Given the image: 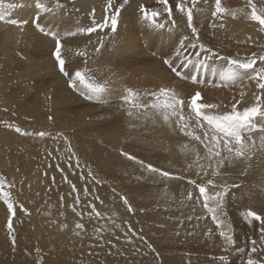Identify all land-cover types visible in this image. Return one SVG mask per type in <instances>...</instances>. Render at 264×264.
Instances as JSON below:
<instances>
[{
	"label": "rangeland",
	"instance_id": "rangeland-1",
	"mask_svg": "<svg viewBox=\"0 0 264 264\" xmlns=\"http://www.w3.org/2000/svg\"><path fill=\"white\" fill-rule=\"evenodd\" d=\"M14 1L18 6L24 5L23 0H3V3L14 5ZM88 1L40 0L41 3L52 9L50 13L44 12V14L48 13L54 18L62 13L69 19L73 18L76 22L75 26L71 25L70 21L73 20L65 22V26H57L56 21V26L48 24L49 29L46 32L36 29L37 26L34 23L36 15L32 18L30 14L26 21H22L20 16H16L22 12L21 9H5L8 13L7 19L19 20V26L22 23V27L29 21V26L40 34L43 33L49 43L48 45L45 44L47 46L40 47L46 48L45 52L47 53L44 57L42 55L45 52L35 57L30 48L31 44L21 43L16 51H13L17 54L15 58L12 57L13 61L16 60L10 67L12 72L5 74L0 68V181L4 184L2 190L9 194V202L14 206L11 221L12 231L10 233L7 205L3 198H0V264H246L250 256L259 264H264V248L260 245L261 241L259 244L257 243L259 239L264 238L262 222L247 219L242 215L247 211H254L262 217L259 211H263L264 208V204L262 207L259 206L260 200L264 203V195H262L263 197L258 195L257 188L252 182L255 179L247 177L251 173L242 174L239 180L228 184L239 185L236 188H229L224 197L221 219L225 224L231 226L230 234L235 241L234 244H228L220 236V229L217 228L211 215L207 214L206 210L201 207L202 201L201 204H196L195 200L187 199V193L192 188L187 183V179L181 180L186 183V188L182 191L179 188V193L175 196L172 194V186L167 185V180L163 181L158 175L148 173L151 178L155 179L153 183L150 182L146 178L148 175L146 176L142 172L141 165L134 160H129L122 153L135 156L138 160L144 161L145 164L197 179L194 169L190 172L184 171L187 165L181 166L180 163L183 165V162L153 157V152L145 149L144 145L141 147L136 142L120 146L119 153L121 154L119 156L129 161L127 165L113 162L112 165L106 162L100 163L92 155L85 157L83 148L81 147V150L79 147L80 143H76L77 139L86 140V143L91 141V144L99 145L98 138L95 136L91 138L92 140L88 139L92 136L89 133L92 132L93 134L94 129L98 130L101 127L114 132V127L122 125L123 121L129 117L128 113L122 111L119 105L116 107V100L112 99L111 101H114L112 103L110 100L95 101L89 98L90 93L87 87L85 95L82 96L74 86L70 87L68 83V90L71 91V94L64 95L63 98V101H66L63 112L66 109L68 118L65 115V118H59L56 121L55 118H52V114L58 111V107L54 105L52 93H49L51 89L48 79L52 78L45 76L43 79L41 76H28V74L24 77L19 76L28 67L29 72H31L41 59L48 61L52 59L53 62H56L52 56L55 40L50 35L51 33L57 34L62 30L61 34L63 35H59L61 42L62 40L72 41L69 35L66 36L65 34L67 27L73 26V29H80L91 26L93 10L97 22H102L105 15L114 12V9H109L108 13H105L108 0L102 2L104 15H100V12L96 8L94 9V4ZM262 1L252 0L258 12L261 10L258 6L261 5ZM34 2L36 3V0ZM57 2L63 7L57 8ZM181 2L184 3L185 8L192 7V0H168L171 8V17H169L158 0H128V3L118 14L116 30L121 26L122 19L120 18H122L123 10L134 4L131 10H136V13L140 15H142L141 6L149 13L152 11L159 12L160 15L155 20L168 24L172 31L168 33L170 38L176 40L179 37L184 40L187 37L188 44L195 43L197 47L203 44L214 54L209 57L227 62L228 58L245 59L252 57L253 54L261 55L250 50L246 55L239 54L237 35L228 34L229 30L237 27L236 20H234L236 19L235 16L245 10L251 11L248 0H221L222 7L227 11L218 14L217 17L212 15L215 10V0H197L192 17V27L195 28L196 35H193L192 28L188 27L186 13L179 12L176 8L177 3ZM113 3L119 7L123 0H113ZM229 21L230 23H227ZM0 24L16 27V25L6 22H0ZM55 28H57V32L54 31ZM115 31L111 30L109 23V27L104 28L103 31L97 30L91 33L90 38H88L89 34L83 33L84 39L80 40L79 43L81 44L80 51L86 52L87 56L72 53L71 60L73 63L75 65H79V62L89 64V61L98 59L99 56L97 55L103 52V47L100 48L99 52L95 49L100 46L101 40L103 46L106 42L110 45ZM46 33L49 34L46 35ZM71 43L75 42L72 41ZM154 56L156 57V55ZM161 56L164 60L169 55ZM3 58L4 54L0 55V62ZM128 61L134 60L128 59ZM65 64V73H61L59 67L55 65L56 71L61 77L72 74L68 67L69 63ZM259 64L257 63V66H260ZM169 65L163 63V66L167 70H171V74L180 80L172 70L173 67ZM17 66L18 69L14 70ZM94 66H99V64ZM94 66L89 64L86 67L90 76L94 75L91 71ZM94 79L97 78L94 77ZM183 80L191 81L189 78ZM197 82L191 81L189 84L201 93L207 85L208 87L213 85L212 83H209L210 85L202 83L203 85L200 87L199 83L201 84V82ZM147 84L148 94L157 92L161 88L157 83L156 91L153 83L149 84L148 82ZM163 84L165 87L166 83L163 82ZM181 84H175L180 85L179 89L181 88L182 91L178 94L187 98L194 93L191 87L188 89L187 85L183 84L184 86H182ZM203 101L209 103L204 98ZM127 109H130V105ZM237 110L239 109L237 108ZM71 111L80 112L79 114L83 115L84 118L76 120L73 118L76 116ZM184 111L187 115L188 109L185 108ZM123 113L125 114L123 115ZM109 122L113 129L108 127ZM82 125L86 126L82 127ZM86 127L87 129H85ZM81 130L82 134H80ZM185 138L189 140L188 137L185 136ZM201 146L203 145L201 144ZM107 147L106 151L109 150L110 146L107 145ZM102 148L104 149V147L100 149ZM79 154L82 156L81 159ZM201 163L207 164L208 162L202 160ZM252 169L250 168V171ZM209 170L207 169L209 177H205V180L211 178V169L209 168ZM73 186H75V191ZM105 189L112 190L109 193L113 195L118 191L122 206L118 204L114 208L110 207V201L103 199L107 195L105 191H108ZM85 190H87V194H85ZM121 196L127 198L133 211H128L127 205L120 199ZM136 197H140L142 202ZM77 198L79 199L78 204L76 203ZM101 201H103V205ZM90 205H94L96 211L100 212L101 215L96 216ZM188 217H192V219L189 220ZM197 217H202V219ZM77 223L83 225L82 230L75 227ZM117 224L120 225L119 228L116 227ZM252 241L256 242L254 245L256 253L251 251ZM239 248H243L244 252L237 251ZM221 257L225 259L221 260Z\"/></svg>",
	"mask_w": 264,
	"mask_h": 264
},
{
	"label": "bare ground",
	"instance_id": "bare-ground-1",
	"mask_svg": "<svg viewBox=\"0 0 264 264\" xmlns=\"http://www.w3.org/2000/svg\"><path fill=\"white\" fill-rule=\"evenodd\" d=\"M103 1L104 0H92V1L89 0L88 2H91V4H94V9L96 8L97 11L100 12V15L101 14L104 15V9L102 8L104 7V4H102ZM262 2H264V0ZM262 2H261V5H262ZM22 3L24 4L22 6L16 5L17 3L15 1L13 3L14 10L21 9L20 11H22L16 16H20L22 18V21H26V19L30 17V14L32 15V18L34 17V15H36L34 17V19L36 18L34 23L37 26L36 29H38L39 31H41L40 29H43V32H46L49 29L48 24H50L51 26L52 25L56 26V21H57V26H65V22H67L68 20H73V18L69 19L62 13H60L57 17L52 18L48 14L52 10L44 14L45 11H40L36 9L35 7L36 3L34 2V0H23ZM257 4L258 3H256V5ZM133 5L134 4H131V6L128 9L123 10V12L121 13L122 15L120 14L122 16V18H120L122 19L121 26L118 27L117 30L115 31L116 33L112 37V41L109 39V41H111L110 45H108L106 42L104 46H102L103 52L99 55L96 54L97 56H99L98 59L89 61V64H92L93 66L95 64H99V66H94V69H91V71H93L94 73L93 76L92 75L90 76L86 68L88 67L89 64L87 63L84 64V63L79 62V65H75L73 61L71 60V57H73V54H75L77 51H80L81 44L79 43H80V40L84 39L82 34L78 32L77 28L73 29L74 28L73 26L67 27L65 34L66 36H68L67 33L76 32L77 34L74 36L69 35L70 39L74 41L75 43H71L72 41L67 42L65 40H62L61 42L62 56L65 59L66 63H69L68 67L70 68V71L72 73L70 76L66 77V75L65 76L62 75L63 77L62 78L61 75H59V73L56 71V66H55L57 65L56 62H53L52 59H50L49 61L47 59H41L40 62L36 63V65L34 66L35 68L32 69L31 72H29L30 70L28 67V69H24L25 71L23 72V74L19 75V76L24 77L28 74V76L29 75L30 76L32 75L41 76L43 77V79L45 78V76L52 78V79L50 78L49 79L47 78V79L49 80L48 82H50L49 87L51 91L49 93H52L54 103H55L54 105L58 107V111L55 113L53 112L52 114L53 116L52 118H55L56 121H58L59 118L60 119L65 118V115L68 118L67 116L68 112L66 113V109L63 112V106H65L66 104L65 103L66 101H63V98H64V95L71 94V91L69 92L68 85H67L70 82V80L73 81L75 89L79 91V94H81L82 96L85 95V92L88 89V88L86 89L85 85L80 84L78 80H75L74 73L77 70L85 74L87 83L100 84L103 86V91L99 95H95L89 92L90 93L89 97H91V99L95 101H100V100L101 101H104V100L111 101L112 99L116 100L115 101L116 107L119 105L122 111H124L125 113L126 112L128 113L129 110L127 109L128 105L123 100V97L125 95L123 91L126 89H132L135 92L140 93L143 98L142 102L146 103L151 99V97L148 95V91L146 90V87H148V84H147L148 82L149 84L153 83L155 85L154 88H156L157 83L161 87H163L164 85L163 82H165L166 83L165 88H171L175 90L177 93H182V91L180 90L181 88L179 89L180 85L179 86L175 85L179 83H182L181 84L182 86L187 85L188 89L189 87H191L192 92H195L197 88L189 84L191 81H193V77H195L198 82H201V84L199 83L200 87L204 83H208V84L212 83L213 84L212 86L208 87L207 85L206 88L202 90L203 98L204 100H208L209 103L218 105L220 109V110L218 109V111H222V112L231 111V106L234 103V101H237V100L241 101V103L237 105V108L239 109V111H241V109H244L245 107H250L255 103L256 95H261L262 97H264V93H261L260 90L257 89L256 82L248 81L247 79H245L243 88H241L239 84L229 85L228 87L214 86L219 83V72L223 68L227 67V62L222 59L217 60L213 57H209L210 55L201 51L199 47H195V48L189 47L188 45L190 44H188V40L185 41L184 46L181 47L182 38L180 39L179 37H177L176 40H173V38H170V34L168 33L172 31L168 27L167 23H163L157 20H154V21L145 20L142 17V15L136 13V10H131ZM261 5H259L258 8L262 10L264 9V3H263V6ZM250 13L251 11L245 10L242 13L237 14L235 16L236 19H234L236 20L237 27L232 28L233 25L231 24L232 27L230 28L232 29L229 30L228 34L237 35L236 40L239 41L237 51L239 52V54L246 55V53L250 50V51H253V52H256L262 55V53H264V32H261L259 30V25L257 24V22L251 19ZM45 21H47L48 23ZM70 22H71V25L75 26L76 22L74 20ZM157 22L164 25V27L160 28V27L155 26V25H160ZM227 23H230V21ZM29 24H30L29 21H27V23L23 27H22V23L20 24L21 26L16 25V27L15 26L11 27L8 25L0 24V55L4 54V58L2 59L3 63L0 62V68L3 73L7 74V72H12L11 71L12 68L10 67L12 66L13 63L16 62V60L15 61L12 60L13 59L12 57L15 58L17 54V53H14L13 51L14 50L16 51L17 47L21 43L27 42L28 44H31L30 48H31L32 53L35 54V57L40 56L42 53L45 52L46 48H40V47L47 46L49 41L44 37L43 33L40 34L38 31L33 30L32 27L29 26ZM168 28L170 29V31L168 30ZM54 31L57 32L58 31L57 28H55ZM61 33H62V30H60L57 34L61 36L63 35ZM228 37H231V36H228ZM88 38H90V34ZM222 40L224 39L222 38ZM193 49L198 52L194 51ZM148 52L151 54H149ZM46 53L47 52H45L42 55V57H44ZM197 53H199V55H197ZM164 54L169 55L168 58L164 60L170 61L169 66L176 69L175 73L176 75H177V72L179 73V75L177 76L179 77L180 80H178V78H176L175 75L173 76L171 74L170 72L171 70L169 71L163 66L164 60L162 59L163 57L161 55H164ZM154 55H156V57ZM128 59H133L134 61L130 62L128 61ZM257 63L259 64V62ZM19 67H20V64H19ZM16 69H18V66L15 67L14 70ZM20 70L23 71L21 68ZM94 77H96L97 79H94ZM184 78L185 79L189 78L191 81H185L183 80ZM172 82H174L175 84ZM177 87H178V90H177ZM185 87H182V88H185ZM156 91H157V88H156ZM188 91L190 92V90ZM241 91L244 92L243 97H241L240 95ZM112 102L114 101H111V103ZM131 110H134V109H131ZM71 112H73L72 114L76 116V117H73V118H76V120L77 119L81 120V118H84L83 115L79 114L80 112L79 113H74V111H71ZM125 113H123V115ZM128 118L130 120H127ZM92 120H95V119L93 118ZM110 122L108 123V127L113 129V126L112 127L110 126ZM125 123L128 125H126ZM85 126L82 125V127H85ZM114 128H115L113 129L114 132L108 131L107 128L101 127L98 130L94 129L95 132L93 134L92 132L89 133L92 136L88 139L92 140L91 138L95 136L96 138H98V141H99L98 144L101 147H104V149L103 148L100 149L101 147L99 148V145L97 144H94V143L91 144V141L90 142L88 141V143H86V140L77 139L76 143L78 142L80 143L79 147L83 148L85 157L92 155V157L96 160L98 159L100 163L106 162L107 164L112 165V162H113L115 164L123 163L127 165L129 161L119 156L121 154L119 153L120 146L122 147V146H126V144L136 142V143H139L141 147L144 145L145 149L147 148L148 151L153 152L154 154L153 157L156 156V157H161L164 159L166 158L171 159L172 161L183 162V165L182 163H180L181 166H186L188 163H191V161L194 159V156H193L194 154L191 151L192 148H195L197 151H199L201 155H204V152H205L204 146H201L200 143H197L196 141L186 140L185 136L181 132H179L178 130L176 131L175 120H173L172 126L169 127L168 125L164 124V122L159 116L155 117V122H153V119L150 117L144 118L143 116H140V117H136V116L130 117L129 116L123 121L122 125L116 126ZM85 129H87V127ZM259 129H264V117L257 116L254 121V129L250 132L246 130V134L251 135L256 141V149L254 150V156L251 159V161H248V162L234 161L231 165L225 163V166L221 168V172H223L222 173L223 175L217 178V182H220L219 180H223L224 182L221 181L220 183H226V184L233 183L239 180L242 174L251 173V175L247 177L251 179H255L254 181H252L253 185L256 186L258 195H260L261 197L262 195H264V150H261L259 145H260V137L264 135V132L259 131ZM80 134H82V130ZM102 138L104 139V141ZM185 144H187L189 147V151L187 152L182 151V146ZM107 145H109L110 148L109 150L106 151V148L108 149ZM79 156L81 159L82 158L81 154H79ZM250 168H253V169L250 171ZM142 172L146 174V176L149 173L144 170H142ZM115 173L118 174L116 171ZM122 178L124 177L122 176ZM146 178L152 183L155 181V179L151 178L149 175ZM167 181H168L167 185L172 186L171 188L172 194L175 196L179 193V188L181 189V191L182 189L186 188L185 187L186 183L181 180L173 179V180H167ZM105 190H108V189H105ZM111 191L112 190L105 191L107 195H105L103 199H107L108 201H110L109 205L112 208L116 207L118 204L122 206L119 200L118 191H116L114 195L109 193ZM137 199H139L142 202V199L140 197ZM259 203H260L259 205L260 207H262L264 204L262 200H260ZM259 213L262 215V217H264V208H263V211H259ZM261 226L264 227V225H261ZM259 242H260V245L264 248V238L259 239L257 243L259 244Z\"/></svg>",
	"mask_w": 264,
	"mask_h": 264
},
{
	"label": "snow or ice",
	"instance_id": "snow-or-ice-1",
	"mask_svg": "<svg viewBox=\"0 0 264 264\" xmlns=\"http://www.w3.org/2000/svg\"><path fill=\"white\" fill-rule=\"evenodd\" d=\"M197 0H192V7L185 8L183 2L177 3L176 8L179 12L186 13L188 27L192 28L193 35H196L195 28L192 27V17L193 8L196 5ZM128 3V0H123V3L119 7H116L113 0H108L107 6L105 8V13H108L109 9H114V12L110 15H105L102 22H97L94 18L93 10V21L92 25L87 28H80L78 32L83 34H91L97 30L103 31L104 28L110 27L114 32L117 27L118 14L121 9ZM158 3L163 5L164 11L171 17V8L169 6L168 0H158ZM249 7L251 8L250 17L253 21L257 22L259 25V30L264 32V9L259 12L252 3V0H248ZM14 5H5L3 0H0V22H6L12 25H19L20 21L17 19H7L8 13L5 9H11ZM35 7L37 10L49 12L52 9L48 8L45 4L41 3L40 0H36ZM57 8H62L58 2L56 4ZM141 13L145 20H155L156 17L160 15L157 11L148 12L143 6H141ZM227 11L222 7L221 0H215V10L213 11V17H217L218 14H222ZM157 27L163 28L164 25H155ZM43 31V29H40ZM49 33H46L48 35ZM76 32H69L67 35L74 36ZM52 38L55 40V48L52 52V56L59 67L61 73H65V59L62 56V44L59 34L51 33ZM188 38L185 37L181 41V47L184 46L185 41ZM103 46V41L101 40L100 46L95 49L99 52L100 48ZM189 47H197L195 43L188 45ZM201 51L208 53L209 55H214L211 53L210 49L205 48L203 44L199 45ZM76 55L87 56L86 52L77 51ZM199 55V53H197ZM257 61L260 62L261 66H257ZM165 64H170L169 60L164 61ZM176 72V69H172ZM177 75L179 73L177 72ZM75 80H78L80 84L85 85L89 92L95 95H99L103 91V86L100 84L87 83L85 74L77 70L74 73ZM245 79L248 81H255L257 89L261 93H264V54L256 55L253 54L250 58L245 59H227V67L223 68L219 72V83L214 85L216 87H228L229 85H237L241 88L244 86ZM197 80L193 77V83ZM69 86H74L72 80L69 82ZM123 100L126 104L130 105L128 115L144 118H152L155 122V117L159 116L164 124L169 127L172 126L173 120H175L176 128L184 136L188 137L191 141H197L204 146L205 152L201 156L200 152L195 148L191 151L194 154V159L191 163L187 164L185 172L195 170V174L199 179H194L187 177L183 174H174L170 171L157 168L151 164H145L144 161L138 160L135 156L128 153H122L129 160H134L136 163L140 164L143 170L147 172L158 175L163 180H184L187 179V183L192 186L191 190L187 193L188 200H195L196 204H201V207L206 210L207 214H210L212 220L216 223L218 229H220V236L225 239L228 244H234L232 235L230 234L231 226L225 224L221 219L223 215V205L224 197L228 192L229 188H236L239 185L226 183H217V177L222 176L221 168L225 166V163L231 165L234 161H244L248 162L254 156V150L256 149V141L251 135L246 134V130L249 132L254 129V121L257 116L264 117V97L261 95L255 96V103L250 107H245L243 111L237 110V105L241 101L237 100L231 106V111L220 112L218 111L219 106L213 103H207L203 101V96L200 91H195L187 98L178 94L175 90L171 88L161 87L157 92H151L148 95L151 99L148 102H142L143 98L140 93L135 92L132 89H126ZM241 97L244 96V92L241 91ZM91 98V97H89ZM188 109V114H185L184 109ZM131 109H135L133 112ZM19 131V129H17ZM259 131L264 132V129H259ZM44 135V133H41ZM261 150H264V135L260 137ZM71 151V149H69ZM182 151H189L187 144L182 146ZM202 160L207 161V164L201 163ZM250 166V165H249ZM211 169V178L205 180V177L209 176L207 169ZM203 173V176H201ZM91 175V173H89ZM203 181V182H200ZM100 183V181H97ZM3 182L0 181V198H3L4 203L7 205L8 216V230L12 231V215L14 214V206L9 202V194L3 191ZM75 191V186H73ZM113 191H115L113 189ZM198 192V195L196 193ZM87 194V190H85ZM99 199V197H97ZM120 199L128 207V211H133L131 205L129 204L126 197L121 196ZM76 203H79L77 198ZM103 203V201H101ZM92 211L95 212L96 216H100L101 213L96 211L94 205H90ZM75 210V209H74ZM195 210V209H193ZM242 215L250 220H258L264 225V217L257 215L254 211H247ZM202 219V217H197ZM192 219V217H188ZM77 229H83V225L77 223L75 226ZM117 228L120 225H116ZM264 231V227H262ZM79 234V233H77ZM14 242V240H13ZM255 241H252L253 247L252 252H256ZM237 251L243 253L244 249L239 248ZM224 260V257L220 258ZM246 264H259L258 261L249 257Z\"/></svg>",
	"mask_w": 264,
	"mask_h": 264
}]
</instances>
